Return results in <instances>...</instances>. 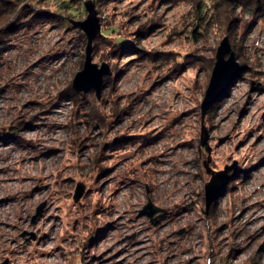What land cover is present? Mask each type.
<instances>
[{"label":"rangeland","instance_id":"obj_1","mask_svg":"<svg viewBox=\"0 0 264 264\" xmlns=\"http://www.w3.org/2000/svg\"><path fill=\"white\" fill-rule=\"evenodd\" d=\"M89 1L93 61L113 71L100 99L70 89ZM260 2L26 0L0 17V31L19 24L0 37V264H264ZM225 36L245 68L202 118Z\"/></svg>","mask_w":264,"mask_h":264},{"label":"water","instance_id":"obj_2","mask_svg":"<svg viewBox=\"0 0 264 264\" xmlns=\"http://www.w3.org/2000/svg\"><path fill=\"white\" fill-rule=\"evenodd\" d=\"M233 1V0H229ZM260 2L261 0H257ZM89 15L84 20H73V23L77 25L87 35V48L86 59L84 68L77 72L73 80V88L78 92L94 90L98 99L101 98L102 90L105 85V78L112 75V68L108 62H103L99 66L93 61L94 55V40L101 33L100 19L94 10V4L89 1L86 3ZM245 68L237 58L236 51L234 50L230 39L225 36L216 52V61L213 67L210 82L208 84L205 97L201 104L202 118L205 117L207 111L219 100L224 93L229 89L235 78ZM232 166H226L225 169L213 174L209 183L205 187V201L207 210L222 194L223 189L226 187V181L228 180V172ZM85 186L79 183L75 193V200L79 199L84 193ZM45 204V203H44ZM42 204L38 213L43 209ZM163 211V208L154 205L149 200L145 205L142 212L151 218V221L155 223L157 221L156 213ZM2 264H8V261Z\"/></svg>","mask_w":264,"mask_h":264},{"label":"trees","instance_id":"obj_3","mask_svg":"<svg viewBox=\"0 0 264 264\" xmlns=\"http://www.w3.org/2000/svg\"><path fill=\"white\" fill-rule=\"evenodd\" d=\"M24 1H26V0H0V17L2 18V17L10 16V15L16 13V9L19 6V4H21ZM239 1L240 0H233L231 2L233 4H235L236 2H239ZM263 3L264 2H262V1L260 3H258L256 10H255L256 13L264 12V7H263L264 4ZM21 9L19 11H21ZM230 13H231L230 10H229V12L227 11L225 18H226V20L229 19L232 22L233 20H232V17L230 16ZM24 15H25V13H24ZM24 15H19L14 20L16 22L21 21V19L24 17ZM230 24H233V22ZM15 26H19V24L13 22V24L7 26L5 29L2 28V30L0 31L1 32L0 37L4 36L5 34H8L11 30H15L14 29ZM102 33L104 35L106 34V32H102ZM2 40L3 39L0 38V57L2 55V51L4 48V46L1 43V42H3ZM119 40H121V39H119ZM121 43H122L121 48H124L126 51H128L127 53H130L131 52L130 47H127L123 42H121ZM105 80L107 81L108 77H106ZM70 89H71V96H78L80 94L74 88H72V86L70 87ZM219 100H217V101H219Z\"/></svg>","mask_w":264,"mask_h":264}]
</instances>
